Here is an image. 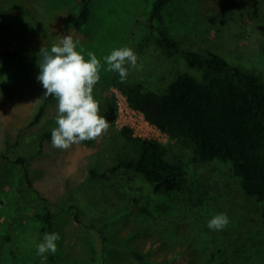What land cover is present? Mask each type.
I'll return each instance as SVG.
<instances>
[{
	"label": "rangeland",
	"instance_id": "1",
	"mask_svg": "<svg viewBox=\"0 0 264 264\" xmlns=\"http://www.w3.org/2000/svg\"><path fill=\"white\" fill-rule=\"evenodd\" d=\"M202 1L168 3L163 11L168 29L190 47L213 50L264 79V0H226L218 11L222 0H214L216 13L202 12ZM151 2L92 0L90 19L82 22L79 0H0V22L11 25L0 30V52L14 53L0 62V264H264V201L242 194L227 164L194 161L190 146L171 139L123 101L119 75L104 70L102 58L122 46L137 55V67L129 69L124 82L161 92L175 73L186 70L178 58L156 49L154 40L143 42ZM64 35L79 41L77 50L85 59L88 51L101 59L92 95L100 115L113 101L117 116L94 140L58 149L50 138L41 140L56 127L57 109L36 75L40 48H50ZM41 106L42 115L32 124ZM123 128L132 136L156 139L166 146L169 160L183 162L181 190L147 183L133 171L88 178L90 169L103 171L129 150ZM18 157L25 167L15 162ZM111 185L114 198L134 196L136 202L108 205L114 198L100 196ZM41 197L52 204L54 232L61 237L46 259L36 254L45 233L34 216ZM202 199L201 207L188 211ZM217 213L229 217L233 245L215 241L204 230L202 217ZM193 219L187 235L185 225Z\"/></svg>",
	"mask_w": 264,
	"mask_h": 264
},
{
	"label": "trees",
	"instance_id": "2",
	"mask_svg": "<svg viewBox=\"0 0 264 264\" xmlns=\"http://www.w3.org/2000/svg\"><path fill=\"white\" fill-rule=\"evenodd\" d=\"M172 1L152 0L146 25L149 32L143 42L154 40L156 49L167 58H178L185 64L186 70L175 73L161 92L144 89L138 82L119 81L117 88L125 96L128 105L140 111L149 123L171 139L190 146L194 161L227 164L228 171L237 180L242 194L261 203L264 201V79L252 70L232 64L213 50L194 49L173 35L163 15L166 5ZM206 1L199 3L202 12L216 13L226 0L218 2L217 11L214 9V0ZM91 2L92 0H79L77 18L82 22L90 19ZM10 28L9 23L0 22V30ZM7 54L14 53L1 51L0 62ZM45 98L55 97L49 95ZM42 112L41 106L34 115L32 124L39 120ZM101 115L111 124L117 116L115 103L107 102ZM122 132L126 137L124 146L129 147V150L117 156L114 163L103 171L90 169L88 178L108 179L120 171H133L145 182L161 185L167 190L179 191L183 188L186 175L183 162L169 160L163 143L156 139L132 136L126 128ZM50 137L51 131L45 133L41 140ZM15 162L24 166L21 157ZM24 177L29 179L26 168ZM129 194L133 195L132 192ZM114 195L115 189L111 185L107 195L100 198L111 199ZM40 200L41 210L34 216L41 220L42 232H54V208L46 197H41ZM203 200L191 203L188 211L201 207ZM124 202L133 204L136 199L134 196L131 199L114 198L107 204L118 206ZM140 211L145 212L143 208ZM212 216L206 214L202 217L204 230L215 241L233 245L234 240L229 241L232 234L228 227L219 231L207 228V221ZM193 222L194 219L185 225V229L189 231L187 235L190 234ZM244 242L241 239L240 243Z\"/></svg>",
	"mask_w": 264,
	"mask_h": 264
},
{
	"label": "clouds",
	"instance_id": "3",
	"mask_svg": "<svg viewBox=\"0 0 264 264\" xmlns=\"http://www.w3.org/2000/svg\"><path fill=\"white\" fill-rule=\"evenodd\" d=\"M79 41L71 35H64L50 48L41 47L39 69L36 80L45 90L43 95L54 96L57 113L56 127L51 130L50 142L54 148L68 149L72 144L94 140L106 131L109 123L99 114V101L93 95V87L100 80L101 59L88 51L84 58L77 50ZM105 71L115 72L124 82L130 68L137 67V55L127 46L114 48L104 56ZM229 223L226 213H217L207 221V228L222 230ZM58 232H45L36 244V254L55 253Z\"/></svg>",
	"mask_w": 264,
	"mask_h": 264
},
{
	"label": "built area",
	"instance_id": "4",
	"mask_svg": "<svg viewBox=\"0 0 264 264\" xmlns=\"http://www.w3.org/2000/svg\"><path fill=\"white\" fill-rule=\"evenodd\" d=\"M121 93V92H120ZM122 94V93H121ZM122 96H123V101H125V96L122 94ZM126 103H127V101H125ZM127 105H128V103H127ZM129 106V105H128ZM130 107V106H129ZM131 108V107H130ZM131 109H133V108H131ZM133 110H135V109H133ZM137 113H139V114H141L142 115V117L144 118V116H143V114L140 112V111H138V110H135ZM145 119V118H144ZM146 120V119H145ZM147 121V120H146ZM148 122V121H147ZM149 123V122H148ZM151 124V123H150ZM153 125V124H152ZM155 126V125H154ZM156 127V126H155ZM159 129V128H158ZM160 130V129H159Z\"/></svg>",
	"mask_w": 264,
	"mask_h": 264
}]
</instances>
